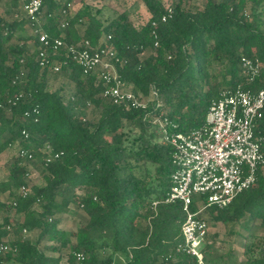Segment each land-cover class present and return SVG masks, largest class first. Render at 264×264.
Listing matches in <instances>:
<instances>
[{
	"label": "trees",
	"instance_id": "16d2710c",
	"mask_svg": "<svg viewBox=\"0 0 264 264\" xmlns=\"http://www.w3.org/2000/svg\"><path fill=\"white\" fill-rule=\"evenodd\" d=\"M6 1L0 16V157L17 146L31 152L33 159L25 162L41 165L44 184L28 196L17 193L28 189L31 173L16 157L0 184L1 192L9 187L8 202L0 203V240L16 252L0 256V264H264V169L231 206L207 213L215 222L246 229L242 260L232 252L207 260V240L204 263L177 252L184 242L183 204L165 202L176 170L174 148L161 139L153 121L163 113L176 132L189 135L203 126L224 90H264V0H206L202 15L187 8L192 0H177L166 22L162 2L142 0L150 14L142 27L128 13L106 18L83 0L64 29L60 11L73 0H45L41 27L51 39L110 47L125 62L118 65L120 77L135 93L157 89L158 110L154 101L144 110L112 104L103 96V82L85 76L72 62L69 71L58 74L73 85L71 97L50 91L39 38L25 21L9 20L21 0ZM25 29L27 36L21 35ZM243 58L263 65L260 76H248ZM54 59L48 50L45 60ZM91 110L100 112L97 120ZM255 134L264 151V113ZM45 147L61 156L46 164ZM64 191L72 196L59 202ZM9 208L18 216L13 226ZM72 208L88 221L68 233L59 229L60 216ZM24 231L39 232L37 239ZM45 242L57 257L40 248Z\"/></svg>",
	"mask_w": 264,
	"mask_h": 264
},
{
	"label": "built area",
	"instance_id": "2783aa9c",
	"mask_svg": "<svg viewBox=\"0 0 264 264\" xmlns=\"http://www.w3.org/2000/svg\"><path fill=\"white\" fill-rule=\"evenodd\" d=\"M44 2L21 0L20 8L9 19L25 21V27L31 28L30 33L39 38L43 47L40 51L43 68H48L50 74L58 75L64 68L69 71L72 62L85 76L94 75L103 82V96L114 105L144 110L154 101V110L162 106L154 86L145 95L135 93L132 86L122 81L118 65L122 68L125 62L110 47L94 46L87 40L70 45L60 39H51L41 27ZM166 11L167 14L162 17L163 22L171 17L173 9L169 6ZM72 15L70 6L61 9L60 29L68 26ZM48 50L56 59L45 60ZM242 64L251 79L260 76L263 65L259 61L243 58ZM263 113L264 90L253 93L239 86L224 90L220 98L212 103L203 126L189 135L176 132V127L163 119V113L154 116L157 133L174 148L173 162L176 170L172 176L173 187L165 202L183 204L184 242L177 248L178 253L195 257L204 263L203 249L209 235L206 215L209 209L222 210L231 206L242 192L256 183L259 171L264 169L262 139L255 134L256 122L263 117ZM23 136L28 139L29 133L24 131ZM18 147L17 157L23 161L33 159L31 152ZM42 153L46 155V164L61 156L53 153L50 147H45ZM29 194V189L25 187L20 190L22 196ZM24 234H28L27 231ZM11 252L16 251L6 241L0 240V256ZM76 256L79 261L84 260L83 254Z\"/></svg>",
	"mask_w": 264,
	"mask_h": 264
},
{
	"label": "rangeland",
	"instance_id": "374dc122",
	"mask_svg": "<svg viewBox=\"0 0 264 264\" xmlns=\"http://www.w3.org/2000/svg\"><path fill=\"white\" fill-rule=\"evenodd\" d=\"M164 4L165 7L173 6L178 1L177 0H159ZM206 0H192L187 8L199 15H202L204 4ZM0 0V14H3V4ZM91 6L94 9L102 10L106 18L113 17L115 14L128 13L130 21L136 27H142L149 19L150 14L147 12V9L142 0H91ZM28 29L22 31L21 35L27 36L29 34ZM49 90L56 92L62 90L65 98L68 99L72 95L74 89L73 85L69 81L58 75L50 74L48 77ZM93 114V115H92ZM91 117L96 120L100 117V112L91 110ZM18 146L12 148L10 151L5 152L0 157V184L5 182L8 177V171L13 162L16 161ZM25 162V161H24ZM27 164V167L30 171V176L27 179L29 193L33 192V188L39 185L44 184V171L41 165ZM20 194V190L16 191ZM72 193L70 191H64L62 197L58 199L60 202L62 198H70ZM9 197V187L5 188L4 192H1L0 189V203H7ZM8 214L10 215L12 226L17 222L18 216L15 213V210L12 208L8 209ZM3 214H0V224L3 223ZM61 224L59 229L68 232L75 233L81 226L85 225L88 221L87 216L76 209H71L68 215L60 216ZM206 220L209 224V235L207 239V244L211 246L210 249L206 250V259H212L217 256L223 255L228 252L235 254L239 260L243 259L244 255V237L247 234L246 229L239 224H223L215 222L209 214L206 215ZM39 232L25 234L32 240H36ZM52 244L45 242L40 245V248L46 251L50 256L57 257L53 255L47 248ZM67 252L63 253L64 261L66 262Z\"/></svg>",
	"mask_w": 264,
	"mask_h": 264
},
{
	"label": "crops",
	"instance_id": "0c3cea01",
	"mask_svg": "<svg viewBox=\"0 0 264 264\" xmlns=\"http://www.w3.org/2000/svg\"><path fill=\"white\" fill-rule=\"evenodd\" d=\"M4 3L3 4V7L5 5V3L7 2L6 0H2ZM91 0H88L86 1V3L88 5L91 6V3H90ZM82 4H83V0H73L71 5H70V11L72 14L76 13L81 7H82ZM79 31L82 33L84 31V29L82 28V26H79L78 27Z\"/></svg>",
	"mask_w": 264,
	"mask_h": 264
}]
</instances>
